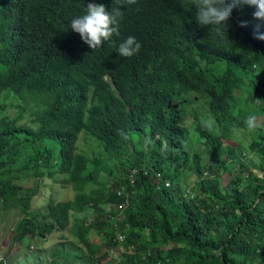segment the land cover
<instances>
[{"label": "trees", "instance_id": "16d2710c", "mask_svg": "<svg viewBox=\"0 0 264 264\" xmlns=\"http://www.w3.org/2000/svg\"><path fill=\"white\" fill-rule=\"evenodd\" d=\"M89 2L113 6L0 0V209L21 216L10 247L59 233L48 264H104L117 246L108 264H264V20L245 4L226 26L200 25L192 0H137L93 50L70 27ZM130 35L141 48L121 57ZM195 93L209 113L193 112L191 140ZM249 113L263 117L255 131ZM186 169L192 185L177 182ZM56 184L72 198H53Z\"/></svg>", "mask_w": 264, "mask_h": 264}, {"label": "clouds", "instance_id": "9594fccd", "mask_svg": "<svg viewBox=\"0 0 264 264\" xmlns=\"http://www.w3.org/2000/svg\"><path fill=\"white\" fill-rule=\"evenodd\" d=\"M137 0H112V9L109 11L103 3L89 2L86 5L85 14L75 17L70 22L73 31L80 34L82 40L93 50L99 48L103 42L109 41L113 35H119L118 24L123 16L120 5L135 4ZM249 5L255 8L253 17L264 20V0H192L195 8V19L200 25L226 26L234 8L240 5ZM247 22H241L242 26ZM219 31V28H217ZM254 37L264 40V34L258 31ZM141 48L140 42L134 36H128L118 45L117 52L121 57H132ZM249 131H255L260 126L257 115L249 113L244 120ZM200 126L208 132H212L215 121L202 119ZM124 139L127 136L120 133Z\"/></svg>", "mask_w": 264, "mask_h": 264}, {"label": "rangeland", "instance_id": "374dc122", "mask_svg": "<svg viewBox=\"0 0 264 264\" xmlns=\"http://www.w3.org/2000/svg\"><path fill=\"white\" fill-rule=\"evenodd\" d=\"M192 94V93H190ZM201 95L200 93H195V95ZM195 95L193 97H195ZM198 101L195 103H192L190 105V108H187V117L185 120L186 126L190 128L191 133H189V138L192 140L194 139L193 133H192V125L191 122L193 121V112H197L199 117L203 118V114H205L208 111V108H206L204 100L200 97ZM243 103V102H242ZM209 113V111H208ZM210 115V114H209ZM211 117V116H210ZM206 118V117H205ZM258 122L259 124L263 120L262 116H258ZM212 119V117H211ZM83 136V135H81ZM244 140L243 149L245 150V154L247 155L248 158H251L254 156L251 152H248L247 150V145L250 140H248V135L245 136H239ZM94 139V138H93ZM247 139V140H245ZM96 140V139H95ZM84 137L79 138V149L87 153V146H94L93 144H90V141H87L85 143ZM195 149L197 152L201 153L202 155H207L208 153V148L203 146L201 143H195ZM94 149V148H90ZM193 171L190 169H186L182 172H179L176 174L177 179L181 185L184 182H188L190 185L193 184ZM259 175H261V172L256 171ZM33 179H30L26 181L27 185H31ZM51 182V180H49ZM34 183V181H33ZM226 180L223 181V184H226ZM49 189V187H47ZM50 190H54V185L52 183L51 189L45 190L42 189L41 193H39L32 201V208L34 211H41L42 207L40 206L41 203H47ZM74 194V191L71 188H64L61 187L60 185L56 184L55 185V192L54 195L52 196L53 198L57 200H66L72 198ZM93 217L92 212H90V218ZM21 216H13L10 213H5L4 210L0 209V259H3L6 264H48V257L46 256L45 253H47L49 250H51L56 243H59V239L57 236L59 233L55 234H48L47 235V240H43V238L39 237H34L30 238L27 236V238L24 240V243H15L13 244V247H10V243L12 242V235L14 232V228L17 226ZM65 232H68V228H66ZM70 237V236H68ZM91 240L95 243L99 241L98 235L92 233L91 234ZM113 252H109V255L103 260L104 264H108L112 259L116 258L119 254V247L113 248ZM106 251L105 246H102L97 252L99 254H103Z\"/></svg>", "mask_w": 264, "mask_h": 264}, {"label": "built area", "instance_id": "2783aa9c", "mask_svg": "<svg viewBox=\"0 0 264 264\" xmlns=\"http://www.w3.org/2000/svg\"><path fill=\"white\" fill-rule=\"evenodd\" d=\"M137 169L138 168H134L133 170H132V174L133 173H136V171H137ZM147 171H144V173H146ZM164 184L167 186V185H169V182L166 180L165 182H164ZM122 192V190H120V191H118V193H121ZM123 235L122 234H117V241H118V243H121L122 241H123ZM113 248L112 249H110V252H113Z\"/></svg>", "mask_w": 264, "mask_h": 264}, {"label": "crops", "instance_id": "0c3cea01", "mask_svg": "<svg viewBox=\"0 0 264 264\" xmlns=\"http://www.w3.org/2000/svg\"><path fill=\"white\" fill-rule=\"evenodd\" d=\"M26 238H27V237H26ZM26 238H25V239H26ZM25 239H24V240H25ZM23 243H24V242H23Z\"/></svg>", "mask_w": 264, "mask_h": 264}]
</instances>
